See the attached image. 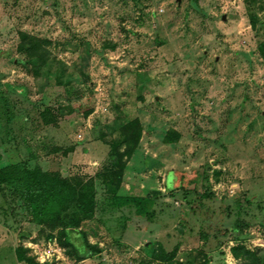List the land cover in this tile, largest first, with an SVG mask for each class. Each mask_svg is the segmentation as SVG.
<instances>
[{
    "label": "rangeland",
    "instance_id": "1",
    "mask_svg": "<svg viewBox=\"0 0 264 264\" xmlns=\"http://www.w3.org/2000/svg\"><path fill=\"white\" fill-rule=\"evenodd\" d=\"M58 106L45 125L40 112ZM133 120L118 179L110 145L124 149ZM10 164L93 185L94 216L78 227L93 251L34 223L21 187L0 182V264H264V0H0ZM113 194L151 199L139 211Z\"/></svg>",
    "mask_w": 264,
    "mask_h": 264
},
{
    "label": "trees",
    "instance_id": "2",
    "mask_svg": "<svg viewBox=\"0 0 264 264\" xmlns=\"http://www.w3.org/2000/svg\"><path fill=\"white\" fill-rule=\"evenodd\" d=\"M22 50L27 56L38 60H43L44 49L42 42L33 36H22ZM38 64L31 66V71L37 72ZM61 107L56 110L44 108L41 112V119L45 125H56L61 115ZM120 142L124 149L119 151L113 142L110 145L109 155L111 159V168L107 173L110 176L121 178L125 162L133 154L138 146L140 129L136 120L130 121L120 128ZM124 157V159H123ZM0 182H15L21 187L22 195L26 200L30 219L37 225L50 224L59 227L60 235L64 242L75 252L67 238L69 232H77L83 241L89 255L93 247L88 243L84 233L78 229L83 220L91 219L94 216L96 208L95 193L93 185L90 182L82 183L72 179L62 177L58 172H45L38 167L27 169L20 164H10L0 168ZM113 188H116V184ZM107 185V184H106ZM173 186L166 187L171 191ZM112 198L121 199V204L133 203L140 211L144 204L149 202L151 194L145 197H118L112 195ZM243 247H233L232 254L239 257ZM151 264V263H139Z\"/></svg>",
    "mask_w": 264,
    "mask_h": 264
}]
</instances>
